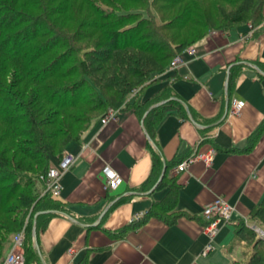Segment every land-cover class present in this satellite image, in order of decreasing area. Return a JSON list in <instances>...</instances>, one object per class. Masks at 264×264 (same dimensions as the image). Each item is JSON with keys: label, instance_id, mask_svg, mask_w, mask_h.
Wrapping results in <instances>:
<instances>
[{"label": "crops", "instance_id": "obj_1", "mask_svg": "<svg viewBox=\"0 0 264 264\" xmlns=\"http://www.w3.org/2000/svg\"><path fill=\"white\" fill-rule=\"evenodd\" d=\"M195 46V56L185 55L184 64L168 70L137 100L168 84L193 120L168 112L153 142L133 110L118 111L105 124L93 123L80 143H69L67 151L76 161L61 178L59 200L66 212L34 217L42 264H232L239 252L230 249L234 225L247 220L264 198V129L245 150L264 120V22L214 30ZM233 99L245 101L237 115L229 114ZM149 143L169 166L162 184L146 189L141 186L152 169ZM211 150L210 163L195 159L177 171L175 158ZM106 165L122 177L115 190L105 188ZM173 181L172 208L143 219L168 198ZM217 197L232 205V218L218 223L213 247L203 255L209 242L203 207Z\"/></svg>", "mask_w": 264, "mask_h": 264}, {"label": "trees", "instance_id": "obj_2", "mask_svg": "<svg viewBox=\"0 0 264 264\" xmlns=\"http://www.w3.org/2000/svg\"><path fill=\"white\" fill-rule=\"evenodd\" d=\"M131 1L140 6L123 8L115 2L119 8L112 4L108 10L96 0H84L78 12L86 3L89 19H83L72 32L65 21L73 15L67 14L65 19L56 16L64 15L61 7L69 4H60L67 1L35 15L4 8L0 2V54L8 58L10 53L15 55L12 59L17 72L10 77L7 88L0 87V116L15 124L14 128L9 126L14 132H21L12 135L14 144L10 147H1L8 135L0 137V264L13 242L9 234L22 230L24 264H42L34 245L35 214L49 211L50 217L66 212L59 198L50 191L42 194L38 187L40 184L44 189L43 177L53 159L64 155L57 148L61 137L69 136L80 143L93 120L109 110H133L142 118L151 108L143 123L154 142L155 128L168 112L188 117L187 106L168 84L144 101H137L149 86L167 77L172 58L214 30L229 32L238 25L256 27L264 21V0H217L219 3L211 2L204 8L206 0ZM176 7L172 16L156 9ZM170 30L172 33H168ZM96 33L99 35L82 45ZM4 69L5 65L0 64V76ZM132 94L135 97L131 98ZM163 100L166 102L155 105ZM18 123L24 127L18 128ZM263 129L264 120L248 137L245 150L253 148ZM148 147L152 169L141 186L146 189L157 182L165 163L159 148L152 143ZM176 159L175 165L180 162ZM175 188L173 181L168 198L155 203L143 219L172 208ZM252 225L264 231V198L247 220L234 225L231 251L244 243H252V247L246 255L242 250L232 264H264V237Z\"/></svg>", "mask_w": 264, "mask_h": 264}, {"label": "built area", "instance_id": "obj_3", "mask_svg": "<svg viewBox=\"0 0 264 264\" xmlns=\"http://www.w3.org/2000/svg\"><path fill=\"white\" fill-rule=\"evenodd\" d=\"M197 54V48L195 45H191L184 49L182 52L176 54L169 64V70H174L186 62L185 55L195 56ZM245 101L240 99H233L230 104L229 114L237 115L241 108L244 106ZM118 110H109L105 116L100 118V123L105 124L110 119H115ZM214 151L211 150L208 154L202 152H194L184 158L176 165V169L179 172L185 171L187 166L190 165L195 159H203L207 163H210L213 159ZM76 161V155L70 151L66 152L58 161L54 162L45 177V187L43 193L50 191L52 196L59 198L62 189L61 178L72 167ZM104 176L106 178L105 188L107 190H115L122 182L120 174L106 165L103 168ZM232 205L223 197H217L213 201L207 203L203 207V218L205 220L204 231L209 237V242L203 250V255L207 253L213 247L214 238L218 232V223L227 222L232 218ZM252 227L264 237V231L256 225ZM24 233L23 230L15 237L11 249L7 252L2 260L1 264H24V249H23Z\"/></svg>", "mask_w": 264, "mask_h": 264}, {"label": "rangeland", "instance_id": "obj_4", "mask_svg": "<svg viewBox=\"0 0 264 264\" xmlns=\"http://www.w3.org/2000/svg\"><path fill=\"white\" fill-rule=\"evenodd\" d=\"M65 1H67V2H65ZM84 0H40V1H38V2H31V0H0V2L3 4L2 6L5 8V7H7V8H9V9H11V8H14L15 10H18L19 12H22V13H27V14H29V15H35V14H38V13H42L43 12V10H51V8L52 7H54V5H58V3H60V2H65V3H61L60 5H67V4H69V7H67V6H63V7H61V10H63L61 13L62 14H64V15H56L57 16V18L59 19V18H64L65 19V17H67V14L68 15H73V17H71V18H69V20H66L65 21V23L66 24H68V25H66V26H68V29H69V32L71 31H74V29H76L75 27H76V25L78 24V23H80L83 19H89V17H87L88 16V13H90V12H86V10L87 11H89L88 10V6H87V4L85 3L84 4V6H83V11L82 12H78V8L80 7L79 5H80V3H82ZM97 2H99V3H101V4H103V5H105V7H106V9H108L109 10V8H107L108 6H112V4H116V7H118L119 8V6L121 5L123 8H133V7H137V6H140V5H138L137 3H135V2H133V1H131V0H96ZM200 1V0H199ZM115 2H118L120 5L119 6H117V3H115ZM211 2H213V4H217V3H219V1H217V0H206L205 1V5L203 4V8L207 5V6H209V3H211ZM67 3V4H66ZM158 3H161V2H158ZM161 7H162V3H161ZM157 9V11H159V12H162V14L163 15H168V16H172V14H171V12L172 11H175V10H177L178 9V7H176V8H173L172 10H167V9H165L164 8V10H162V9H160V8H156ZM47 10V11H48ZM201 11V10H200ZM199 13V12H198ZM159 14V13H158ZM161 14V13H160ZM56 16H55V18H56ZM50 17H51V19H52V16L50 15ZM49 17V18H50ZM262 22H264V21H262ZM188 31V30H187ZM172 33V30H170L168 33ZM190 31H188V34H190L189 33ZM99 34L98 33H96V34H94V36H92L91 38H89V39H85L84 41H82L81 43H82V45L83 44H85V43H87L89 40H92L93 39V37H95V36H98ZM2 37V35H0V38ZM205 38V37H204ZM204 38H199L195 43H193V45H195L196 43H198V42H200L201 40H203ZM8 48V47H7ZM11 49V48H10ZM12 50H14L13 49V47H12ZM10 55H11V57L10 58H8V57H6V56H2L1 54H0V64H2V65H5V71H4V73L3 74H1V76H0V79L2 80V83H3V86H0V87H4V88H7V86H9V82H10V80L9 79H11L10 77L14 74V73H17L16 72V65L14 64V61H13V57L12 56H15V55H13V54H11L10 53ZM169 68V67H168ZM70 79H72V78H69V80ZM135 93V92H134ZM131 96V95H130ZM134 96V94H132V96H131V98ZM135 97V96H134ZM100 120V118L99 119H97V120H93V122L91 123V125H93V123H96L97 121H99ZM15 124H12V123H8L5 119H3V117L2 116H0V137L3 135V136H5V135H8L7 136V138L4 140V144L2 143V146L1 147H4L6 144H8L7 146L8 147H10V146H12V144H14V141H13V139H12V135H19L21 132H14L11 128H14L15 126H14ZM91 125L89 126V128L91 127ZM9 126L11 127V128H9ZM22 127H24V126H22V125H19V123H18V128H22ZM88 128V129H89ZM9 129H10V133H8V131H9ZM87 129V130H88ZM87 130H85V132L87 131ZM84 132V133H85ZM83 133V134H84ZM15 139H17L18 140V138H15ZM19 139H21V138H19ZM16 141V140H15ZM60 141H61V143H58V149L59 148H61V150L59 149V151L60 152H62L63 154H65L66 152H68L67 151V146L69 145V143H71V142H73V140H71L70 139V137L69 136H64V137H61L60 138ZM59 141V142H60ZM65 144L67 145L66 146V148H64V149H62V146L64 147L65 146ZM58 151V152H59ZM57 158V157H56ZM59 159H57V161H58ZM38 187H39V189L41 190V191H43V189H42V187L40 186V184H38ZM11 216L13 215H15V214H10ZM36 215V214H35ZM249 223H250V225L252 224V222H250L249 221ZM2 231V230H1ZM0 231V234L3 232H1ZM19 234V232H14V233H10L9 235L13 238V241H14V239H15V237L17 236ZM12 244H13V242H12ZM12 244L10 245V247H9V249H8V251L11 249V246H12ZM252 247V243H244L243 245H242V247L239 249V252L237 253V254H235L236 256L235 257H238L240 254H242V250H245V252H244V255H246V253H247V251L250 249ZM243 256V255H242ZM240 259V258H239Z\"/></svg>", "mask_w": 264, "mask_h": 264}, {"label": "water", "instance_id": "obj_5", "mask_svg": "<svg viewBox=\"0 0 264 264\" xmlns=\"http://www.w3.org/2000/svg\"><path fill=\"white\" fill-rule=\"evenodd\" d=\"M164 102H166V101H165V100L160 101V102L156 103L155 105H159V104H162V103H164ZM150 109H151V108H150ZM150 109H148V110L146 111L145 115L142 117V119H141V122H142V123H143V121H144V118H145L146 114L148 113V111H149ZM187 113H188V116L190 117V119L193 120V119H192L191 112L189 111V109H187ZM145 132L147 133L146 130H145ZM147 135H148V133H147ZM166 169H167V165H166V163H165L164 166H163V169H162V171H161L160 177H159L157 183L155 184V186H157V185L159 184V182L163 179L164 174H165V172H166ZM116 200H117V198H115L113 201H111V202L109 203L108 207H107V208L103 211V213L100 215V218L103 216V214L106 212V210H107L109 207H111V206L113 205V203H114ZM47 212H49V211H43V212H40V213H47ZM40 213H37L36 216H35V218H36L37 215L40 214ZM35 218H34V224H33V237H34L35 246H36L37 250L40 251V250H39V247H38V244H37V230H36V225H35V223H36V219H35Z\"/></svg>", "mask_w": 264, "mask_h": 264}]
</instances>
